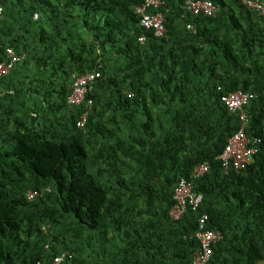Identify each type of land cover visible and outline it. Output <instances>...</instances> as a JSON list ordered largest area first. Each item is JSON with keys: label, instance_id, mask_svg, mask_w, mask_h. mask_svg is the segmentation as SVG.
Instances as JSON below:
<instances>
[{"label": "trees", "instance_id": "obj_1", "mask_svg": "<svg viewBox=\"0 0 264 264\" xmlns=\"http://www.w3.org/2000/svg\"><path fill=\"white\" fill-rule=\"evenodd\" d=\"M159 1L147 14L164 16V38L141 26L143 0H0V63L20 57L0 77V264H192L205 215L222 234L209 264H264V17L244 4L264 0H202L215 17ZM238 91L261 143L225 173L242 123L222 98ZM182 179L203 202L176 221Z\"/></svg>", "mask_w": 264, "mask_h": 264}, {"label": "built area", "instance_id": "obj_2", "mask_svg": "<svg viewBox=\"0 0 264 264\" xmlns=\"http://www.w3.org/2000/svg\"><path fill=\"white\" fill-rule=\"evenodd\" d=\"M244 4L249 9H256L264 17V4H259L252 1H244ZM163 5L159 0H143L141 6L136 9V12L141 15V26L145 30H152L157 38H163L166 34L165 18L162 14L154 15L147 14L148 8H154L156 11ZM187 10L194 16L215 17L218 13V8L211 2L202 0H187ZM145 36H141L139 41L144 43ZM8 63H0V77L8 75L20 57H16L12 50L7 51ZM100 75L97 73L86 74L85 76L75 78L71 85V94L68 98V104L71 106H80L86 102L87 95L91 92V84ZM254 97L250 94L238 91L231 93L222 98V101L233 113H240L242 127L239 132L230 137L224 151L218 156L217 160L221 163L225 173L233 170L241 173L246 170L253 162L254 156L257 154L256 146L261 143L260 139H250L245 132L247 125V116L245 107ZM93 105L92 100H88V109ZM88 112L85 113L77 124L79 129H84L87 123ZM264 129V121H263ZM209 171V164L196 166L192 172L191 179L199 180ZM193 181L182 179L174 191L175 205L170 211V216L173 220H180L183 215L190 209L197 211L203 202V196L195 192ZM29 199L32 200L36 193H29ZM207 216H202L199 220V228L196 233V239L199 242V249L193 255L192 264H209L213 256V248L222 239V234L219 231H213L207 228ZM46 232V228H43ZM68 254L62 257L55 258L54 264H61Z\"/></svg>", "mask_w": 264, "mask_h": 264}, {"label": "clouds", "instance_id": "obj_3", "mask_svg": "<svg viewBox=\"0 0 264 264\" xmlns=\"http://www.w3.org/2000/svg\"><path fill=\"white\" fill-rule=\"evenodd\" d=\"M186 6H187V1H186ZM189 28H191V26H190ZM164 37H165V36H164ZM164 37H163V38H164ZM145 38H146V36H145ZM145 42H146V40H145Z\"/></svg>", "mask_w": 264, "mask_h": 264}]
</instances>
